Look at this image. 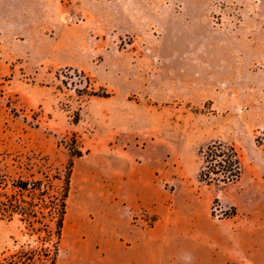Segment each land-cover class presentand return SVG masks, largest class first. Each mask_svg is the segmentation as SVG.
Returning <instances> with one entry per match:
<instances>
[{
  "label": "rangeland",
  "instance_id": "obj_1",
  "mask_svg": "<svg viewBox=\"0 0 264 264\" xmlns=\"http://www.w3.org/2000/svg\"><path fill=\"white\" fill-rule=\"evenodd\" d=\"M214 141L237 180L198 179ZM68 169L56 264H110L116 222L186 256L200 229L261 212L264 0H0V201H39L13 183L41 179L56 202ZM49 214L0 219V256L44 246L48 264Z\"/></svg>",
  "mask_w": 264,
  "mask_h": 264
},
{
  "label": "crops",
  "instance_id": "obj_2",
  "mask_svg": "<svg viewBox=\"0 0 264 264\" xmlns=\"http://www.w3.org/2000/svg\"><path fill=\"white\" fill-rule=\"evenodd\" d=\"M139 223H129V226L114 223L113 228L118 227L120 234L116 245L121 249L113 256L106 251L104 257L110 264H264L263 194L261 212L246 218L235 215L211 223L205 232L202 229L196 232V249L192 255L168 253L164 249L163 236L151 235L152 228L147 229ZM127 241L132 244L128 245Z\"/></svg>",
  "mask_w": 264,
  "mask_h": 264
},
{
  "label": "trees",
  "instance_id": "obj_3",
  "mask_svg": "<svg viewBox=\"0 0 264 264\" xmlns=\"http://www.w3.org/2000/svg\"><path fill=\"white\" fill-rule=\"evenodd\" d=\"M87 92V91H86ZM89 95L107 97L108 92L96 91L90 89ZM199 154L203 156V163L198 171V179L205 184H227L237 180L241 175V160L240 156L231 143L223 141H214L208 144L205 149H200ZM69 169L66 172L62 183L61 193L56 199V202L46 201L47 192L44 189V182L41 179H35L30 183H13V188L22 192L29 190L38 192L39 201H22L10 195L5 201H0V219L11 220L14 215H19L21 221L25 222L29 227L33 222L37 221L42 226L44 223L39 221L50 212V220L54 224V241L52 244L53 250L49 256L48 264H56V259L59 251V242L62 235V228L66 214V198L69 191ZM29 186V188L27 187ZM49 186V185H48ZM46 210V211H45ZM40 231V229H36ZM45 231V229H42ZM50 231L48 232V234ZM51 236V233L49 234ZM42 246L39 249H27L20 247L14 252L3 253L0 256V264H34L36 256H40ZM43 255V254H42ZM48 256V255H45ZM44 264V263H39Z\"/></svg>",
  "mask_w": 264,
  "mask_h": 264
}]
</instances>
